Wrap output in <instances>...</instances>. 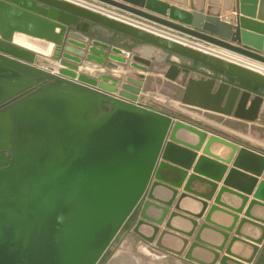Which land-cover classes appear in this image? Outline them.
Returning a JSON list of instances; mask_svg holds the SVG:
<instances>
[{
    "label": "water",
    "instance_id": "95a60500",
    "mask_svg": "<svg viewBox=\"0 0 264 264\" xmlns=\"http://www.w3.org/2000/svg\"><path fill=\"white\" fill-rule=\"evenodd\" d=\"M87 1L150 29L0 0V264H131L128 237L155 262L264 264V137L192 113L264 128V74L201 47L264 67V0ZM156 74L178 102L143 91Z\"/></svg>",
    "mask_w": 264,
    "mask_h": 264
},
{
    "label": "crops",
    "instance_id": "0c3cea01",
    "mask_svg": "<svg viewBox=\"0 0 264 264\" xmlns=\"http://www.w3.org/2000/svg\"><path fill=\"white\" fill-rule=\"evenodd\" d=\"M84 2H87L89 4H92L91 2L87 1V0H83ZM179 1V0H178ZM126 16V15H125ZM129 17V16H128ZM252 21H256L255 19H253ZM261 24H263L262 22H259ZM92 35L93 38H95L96 40L108 44L110 47H117V48H121L124 49L126 51H129L132 47L135 48L138 46V42L132 40V39H128L124 36H121L119 34H116L110 30L104 29L102 27H98V26H94L92 28ZM169 33V32H167ZM172 35V34H171ZM212 52L214 51V53L221 55L223 57H232L233 59H235V56H232L230 54H227L225 52L219 51V50H215V49H211ZM238 60H241L240 58H236ZM243 60V59H242ZM245 61V60H244ZM247 62V61H245ZM251 64H255L252 62H249ZM157 74L153 75L149 81H147V83H145V85H147L146 88H144L145 93H147L148 95H151V93H148V90L153 88V87H157L156 89H158L155 94L151 95L150 98H152L153 100L156 99L155 96H157V94L162 93L164 95H167L168 99L170 98H175V96H179L181 94V89L176 88L174 85L167 83L165 81L159 80V78H157ZM153 92V91H152ZM170 94H169V93ZM173 93V94H172ZM153 106V105H152ZM194 113L196 116L201 117L204 121L206 120L207 123L212 124L214 126V130L210 131V132H214L217 131V134L223 137H227L230 136L232 132L234 131H242L245 129H250V130H256L261 137H264V128H260L258 126H253V125H246L245 123L242 122H238L232 119H226V118H221L218 116H214L211 114H200L198 112H192ZM202 128H204L203 126H200ZM146 248V245L143 244L139 239H136L135 237H131L129 239H125V241H121L117 246H116V252H120L122 254V260L123 261H127V259H129L131 261V264H173L171 260H167V261H154V257L153 260H151L149 257H146L143 255L142 251H144Z\"/></svg>",
    "mask_w": 264,
    "mask_h": 264
},
{
    "label": "built area",
    "instance_id": "2783aa9c",
    "mask_svg": "<svg viewBox=\"0 0 264 264\" xmlns=\"http://www.w3.org/2000/svg\"><path fill=\"white\" fill-rule=\"evenodd\" d=\"M61 1L73 2V3L78 4V5L86 6L87 8L95 10V11H98V12L102 13L103 15L107 16V17H112V18H115V19H118V20L125 21L128 24H131V25L135 26L136 28L150 29L148 26H145L146 24L143 23V22H140V21L135 20V19H133L131 17H128V16H124V15L122 16V14H119L118 12H115V11H112V10H109V9H105V8H102V7L94 5V4H89L87 2H85L83 4L82 2H79L78 0H61ZM172 37H173V40H175V41H178V42L183 43V44L190 45L188 43V41H186L185 39L183 40L182 38H179L177 36H171V38ZM194 45H198V44H194ZM201 47L203 48L204 51H207L209 53H213L215 55H218V54L214 53V51L212 52V50H211L212 48H210V47H204V46H201ZM218 56L223 57L221 55H218ZM227 59L231 60V61L238 62V63H240L241 65H243L245 67H248L250 69L258 71L261 74H264V67L259 66L258 64H251L248 61L245 62L246 60L245 61L244 60H236V58L233 59L232 57H229Z\"/></svg>",
    "mask_w": 264,
    "mask_h": 264
},
{
    "label": "rangeland",
    "instance_id": "374dc122",
    "mask_svg": "<svg viewBox=\"0 0 264 264\" xmlns=\"http://www.w3.org/2000/svg\"><path fill=\"white\" fill-rule=\"evenodd\" d=\"M79 2H82L83 4L85 3L83 0H78ZM92 4H94V3H92ZM94 5H97V4H94ZM97 6H100V7H102V8H105V7H103V6H101V5H97ZM105 9H108V8H105ZM110 10V9H109ZM113 11V10H112ZM142 22V21H141ZM161 96V95H160ZM165 98H167L168 99V97H165ZM170 100V103L171 102H174V103H176V102H178V96L176 95L175 96V98H170L169 99ZM260 135V134H259ZM260 137H261V135H260Z\"/></svg>",
    "mask_w": 264,
    "mask_h": 264
},
{
    "label": "flooded vegetation",
    "instance_id": "af4514ba",
    "mask_svg": "<svg viewBox=\"0 0 264 264\" xmlns=\"http://www.w3.org/2000/svg\"><path fill=\"white\" fill-rule=\"evenodd\" d=\"M126 239H129V237L126 238ZM118 244H119V243H118ZM118 244H117V245H118ZM117 245H116V246H117ZM116 246L112 247V252H113V251L115 252V250H116Z\"/></svg>",
    "mask_w": 264,
    "mask_h": 264
},
{
    "label": "bare ground",
    "instance_id": "6f19581e",
    "mask_svg": "<svg viewBox=\"0 0 264 264\" xmlns=\"http://www.w3.org/2000/svg\"><path fill=\"white\" fill-rule=\"evenodd\" d=\"M229 58V57H228Z\"/></svg>",
    "mask_w": 264,
    "mask_h": 264
}]
</instances>
